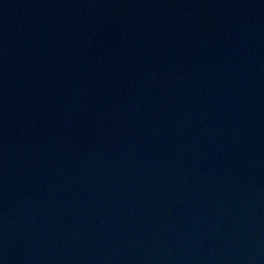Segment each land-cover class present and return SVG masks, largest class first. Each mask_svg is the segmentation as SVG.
I'll use <instances>...</instances> for the list:
<instances>
[{
  "label": "water",
  "instance_id": "1",
  "mask_svg": "<svg viewBox=\"0 0 264 264\" xmlns=\"http://www.w3.org/2000/svg\"><path fill=\"white\" fill-rule=\"evenodd\" d=\"M0 264H264V0H0Z\"/></svg>",
  "mask_w": 264,
  "mask_h": 264
}]
</instances>
